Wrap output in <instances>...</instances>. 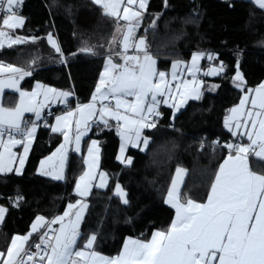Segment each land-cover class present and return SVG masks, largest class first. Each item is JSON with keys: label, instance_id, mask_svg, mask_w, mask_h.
Masks as SVG:
<instances>
[{"label": "trees", "instance_id": "16d2710c", "mask_svg": "<svg viewBox=\"0 0 264 264\" xmlns=\"http://www.w3.org/2000/svg\"><path fill=\"white\" fill-rule=\"evenodd\" d=\"M23 25L11 31L27 39L26 43L0 48V61L26 67L21 87L29 89L36 81L70 89L73 97L67 106L44 113L31 143L23 171L0 173V206L7 209L0 224V248L7 249L14 235H26L37 216L51 220L68 202L77 198L75 185L83 173V155L70 152L63 180L56 181L36 173L41 158L61 142L62 133L50 128L52 118L65 108L88 101L109 55L113 58L121 46L117 40L122 21L103 14L92 0H22L17 11ZM159 17V18H157ZM156 21L155 28L151 27ZM51 33L63 55L47 39ZM146 39L148 51L156 59L158 71L166 72L173 61H187L193 52L212 54L224 70L207 80L214 91L203 90L200 99L189 100L171 117L169 108L160 106L157 127L145 129L150 143L143 151L130 147L133 159L126 166L117 160L119 136L116 126L95 122L83 141L98 140L100 168L109 175L104 189L93 187L87 197L88 208L80 224L78 244L95 234L93 249L106 256L116 255L125 237L148 239L154 231H165L174 211L165 204L173 172L187 171L180 189L181 202H204L216 170L227 155L222 143L239 140L226 127L225 120L244 93L264 80V9L252 0H148L136 29ZM92 48V53L81 51ZM202 60V68L207 65ZM237 71L244 80L238 88ZM17 94L5 91L2 103L15 105ZM28 116H25L27 121ZM216 139L217 146L211 141ZM252 170L264 173V162L251 159ZM119 183L127 193L124 204L113 188ZM22 197L16 204L17 197ZM33 235L31 236V238ZM30 238V239H31Z\"/></svg>", "mask_w": 264, "mask_h": 264}, {"label": "snow or ice", "instance_id": "6c2138e0", "mask_svg": "<svg viewBox=\"0 0 264 264\" xmlns=\"http://www.w3.org/2000/svg\"><path fill=\"white\" fill-rule=\"evenodd\" d=\"M22 0H0V8L6 13L3 24L9 29L21 27L24 18L17 15V8ZM96 5L103 9V14L121 18L127 22L126 30H121L122 39L113 38L112 43L119 44L122 52L116 56L124 61L122 64L114 63L113 56L109 55L104 72L93 94L92 101L85 105H77L74 111H68L63 116L56 117L57 125L52 127L53 132H63L64 143L52 156L41 161V171L44 175L52 176L53 172L46 170V165L54 157L59 158V169L54 178H64V168L68 158L67 145L72 143L69 135L72 118L78 113L79 119L75 121L76 134L74 137L75 150L80 151L81 139L88 128V120L99 112V119L106 126V116L113 117L117 122L123 121L118 129L122 138L121 156L117 159L126 166L133 163L131 157H124L123 153L127 145L140 147L142 151L150 143V138L142 136L144 129L156 128L152 117H159L161 113L158 107L161 103L169 104L172 99V86L166 80V73L157 72L156 59L148 51L145 38L141 37L138 43H129L136 28L142 19V11L134 10L133 7H123V16L120 15L123 0H93ZM261 9H264V0H254ZM138 3L140 10H146L148 0H127V4L135 6ZM159 18V17H157ZM154 20L151 27L155 28ZM5 33L0 31V36ZM11 44H23L31 38H11ZM56 53L63 55L60 45L53 39L51 33L47 37ZM11 46V45H10ZM0 47L3 42L0 41ZM130 47L142 55H128ZM81 51L92 53L90 47ZM213 60L212 54L203 52L193 53L191 66L187 71L195 77L199 71V61L202 58ZM183 61L173 63L171 73L172 80H178L177 67L184 64ZM224 70V65L212 67L205 75H219ZM0 73H10L7 80L0 79V92L5 88H15L19 92L20 101L15 108H4L0 106V173H20L23 169L31 141L36 133L37 124L32 122L31 127L22 126L23 114L34 113L37 119L49 99V93L61 98V102H67L72 95L70 92H57L55 89L47 88L44 91L45 103H38V92L31 93L20 90L19 82L31 72L17 68L11 64L5 66L0 64ZM18 77V78H17ZM234 81L237 87H243L242 74L237 71ZM195 81L184 80L175 84V90L181 97L180 103H173L170 107L179 110L183 103L189 98V85ZM37 85V88H42ZM195 91L194 99H200L199 85L191 89ZM254 95H245L240 104L233 107L231 116L225 120L226 126L231 130L233 127L240 129L251 126L252 131L243 134L248 136L251 142L248 145L227 144L226 147L235 152L220 165L211 184L207 201L198 203L192 199L181 202L180 184L186 172L185 169L177 167L175 179L168 191L167 203L176 209L175 219L165 231H156L150 240L128 238L123 250L114 257H108L96 252L93 245L97 240L95 234L90 235L83 249L77 250V241L81 237L80 224L83 220L86 203L77 201L75 205L69 204L68 209L62 215L47 221L43 216H37L31 225L30 232L24 236H13L6 253L0 252V264H264V174L252 171L248 164V153L254 152L257 157L264 158V83L254 90ZM167 96V98H164ZM129 97L134 99H128ZM115 101V108L110 107V102ZM101 107L97 110V103ZM107 102V103H106ZM123 109V112H121ZM175 114H173V119ZM243 118V119H241ZM83 124V129L81 125ZM68 129V130H65ZM8 133V140H3L4 133ZM13 133L19 134L22 139L17 140ZM233 132V135H236ZM22 144L24 155L17 157L12 152V147ZM98 142L93 140L88 147L89 159L85 161L88 171L79 177L76 184V192L80 197H87L90 193L89 181L92 179L93 171L98 165L99 148ZM259 149V150H257ZM18 159L19 167L13 169V163ZM105 176L101 173V177ZM99 187H105V182ZM115 192L123 198L127 204V193L119 183L115 186ZM22 197H17L16 204ZM72 209H76L74 212ZM7 209L0 206V223L4 221ZM67 218V220H66ZM58 224L57 229L51 225ZM47 229L40 236V242L34 245L36 251H30L28 242L34 233L41 229Z\"/></svg>", "mask_w": 264, "mask_h": 264}, {"label": "crops", "instance_id": "0c3cea01", "mask_svg": "<svg viewBox=\"0 0 264 264\" xmlns=\"http://www.w3.org/2000/svg\"><path fill=\"white\" fill-rule=\"evenodd\" d=\"M92 1H93V0H92ZM252 1L254 2V0H252ZM21 3H22V2H21ZM254 3H255V2H254ZM255 4H256V3H255ZM256 5H257V4H256ZM20 6H21V4H20L18 7H20ZM135 6H136V5H135ZM135 6H130V5L127 4V0H123V3H122V5H121V10H120V15H121V17L123 16V11H122L123 7H133V8H134ZM257 6H259V5H257ZM101 8H102V7H101ZM134 10H135V9H134ZM16 11H17V10H16ZM144 11H145V10H142V17H143V15H144ZM17 15L21 16V15L19 14V12H17ZM5 18H6V17H5ZM114 18H116V17H114ZM117 19H119V20L122 21V24L120 25V28H119V31H120V30H122V28L125 26V21H123V19H121V18H117ZM140 22H141V21H140ZM2 26H3V28H4V29L7 31V33H8V38H7V41H6V46H7V47H12V46H14V45H18V44H11V40L9 39V37H11V38H13V39L16 38V37H20V36H18V35H14V34L11 33V31H13V30H15V29H18V28H20V27H17V28H15V29H9V28H7L3 23H2ZM51 35H52V34H51ZM134 35L136 36V30H135V32H134ZM47 37H48V34H47ZM52 37H53V39L55 40V37H54L53 35H52ZM21 38H22V37H21ZM55 41H56V40H55ZM10 45H11V46H10ZM137 54L142 55V53H137V52H134V51H131L130 54H128V55H137ZM107 58H108V57H106V58L104 59L103 66H102V69H101V71H100V74H99V77H98V80H97V83H96L95 90H94L93 94L96 92L97 85L99 84L100 79H101V74L104 72ZM113 62H114V63H118V64H122V63H124V61H123L122 59H120L119 57H118V58H113ZM175 62H176V61H173V62L171 63V65H170V67H169V70L165 72V73H166V80H167L168 83L172 86V99L169 100V104H163V103H161V104L159 105V107H160V106H164V107L169 108L170 111H171V117H172L173 114L177 111L176 109H174V108H172V107L169 106V105H171V104H173V103H177V98H178V97H176V95H175V93H176V90H175V84L178 82V80H179V83H182V82H183V80H184L185 77H186V71H187V68H188V60H187V61H183V62H185V63L179 65V66L177 67V69H176V71H177V73H178V80H177V81H173V80H172L171 73H172V71H173L172 65H173V63H175ZM0 64H3V65H5V66L9 65L8 63L2 62V61H0ZM219 64H220V63H219ZM13 66H15V67H17V68H22V69H24V70H26V71H29L26 67H23V66H17V65H13ZM156 70H157V72H160V71H158L157 66H156ZM200 74H201V76H204L203 73H202V71H201ZM9 75H11V74H10V73H0V76H4L6 79L9 78ZM25 77H26V76H25ZM25 77H24V78H25ZM207 77H208V76H207ZM213 77H215V76H213ZM213 77H209V78H213ZM17 78H18V77H17ZM21 82H22V80H20V82H19V88H20V90H22V91H23V90H24V91H31V90L34 89V88L38 89V88H37V85H38V84L43 86L42 88H39V89H40L39 91H40L42 94L39 95V98H38L39 100H37L38 103H45V101H44V97H43V100L41 101V96L44 94V91H45L47 88L55 89L57 92H61V91H63V92H70V93H72V91H71L70 89H59V88H55V87H52V86H49V85L43 84V83L38 82V81L34 82V83L32 84V86H31L29 89H26V88H22V87H21ZM261 83H264V80H263ZM261 83H260V84H261ZM211 84H213V85H211ZM260 84H259V85H260ZM259 85H258V86H259ZM206 86H208L209 89H214V88L216 87V84L213 83L212 81L207 80V79L205 78V79L203 80V82H202V89L204 90V87H206ZM258 86H257V87H258ZM257 87H255V88H257ZM255 88H254V89H255ZM254 89H253V90H254ZM14 90H16V89H15V88H7V89H4L2 93H0V106H2V107H4V108H9V109H11V108H15V106H16L17 103H15V105H13L12 107L5 106V105H3V103H2V99H3V94H4V92H5V91H8V92H14ZM210 91H213V90H210ZM15 93L17 94V99H18V97H19V93H18V91L15 92ZM93 94H92L91 98H90L88 101L83 102V103H80L79 105H85V104L90 103V102L92 101ZM246 94L249 95V96H251V95H254V92H247V93H244L243 96H242V98H243ZM72 97H73V93H72V95H70V96L67 98V102H61V98H59V97H55V96H53V94L49 93V99H48V101L45 103V106H44V108H43L42 111H41V116H40V118L37 119V117L35 116V114L24 113V114H23L24 117L22 118V121L24 122V120H25V116H28L29 121H30L31 123H32V122H35V123L37 124V127H38V125H39V123H40V120L43 118L44 113L48 110L49 107H50V108H53V107H57V106H59V107H61V106H67V105H68V101H69V99L72 98ZM164 98H167V96H165ZM242 98H241V99H242ZM128 99H134V98L129 97ZM240 101H241V100H240ZM106 103H107V102H106ZM239 104H240V102H239L236 106H238ZM77 105H78V104H76L74 107H71V108H65V109H63L62 111H60L59 113H57V115L53 116L52 121H51V124H50V128H51V130H52V127H55V126L57 125L56 117H58V116H63V115H64L66 112H68V111H74V112H75V110L77 109ZM183 105H184V104H183ZM183 105H182L179 109H181V108L183 107ZM109 106L115 108V101L112 100L111 103L109 104ZM236 106H234V107H236ZM100 107H101V104L98 102V103H97V110H98ZM159 107H158V110H159ZM121 112H123V109H121ZM229 116H231V112L229 113ZM229 116H228V117H229ZM77 119H79V114H78V113L72 118V124H71V126H70V130H69V135L72 137V143H70L69 145H67V148H68V155H69L70 152H73V153H75V154H82V155H83L84 170H83V173L81 174V175H83L84 172H86V171L89 170L87 164L85 163V161L89 159V155H88V147L91 145V142H92L93 140H95V141H97V142H98V140H96V139H94V138H91L90 140H88V142H87V144H86V146H85L84 149H83V141H84V139L89 135L90 130H91V126L93 125V123H95V122L102 123V124H104V123L100 121V119H99V112L97 111L96 114H94V115L91 117V119L88 120V128L85 129V135H84V136L82 137V139H81L80 151L77 152V151L75 150V141H74V137H75V134H76L75 121H76ZM105 119L108 120V124H109V123H112L113 125L116 126L117 134H118V136H119V146H118V150H117V155H116V156H117V157H118V156H121V151H120V149H121V145H122L123 141H122V138H121V135H120V131H119L118 129L123 125V121L117 122V121H116L113 117H111V116H106ZM241 119H243V118H241ZM232 124H233V127H232L231 130L229 129L228 126H226V127L232 132V134H233V132H236V133H237L235 136H238L239 138H241L240 144H243V145H248V144H250L251 142L249 141L248 136H247V135H244L243 133L246 132V131H252L251 126L249 125L247 128H245V127H241L240 129H236V128L234 127V124H235L234 121L232 122ZM81 127H82V129H83V124L81 125ZM65 130H68V129H65ZM144 130H145V129H144ZM144 130L142 131V136H146V135L144 134ZM57 133H62L61 142H60V143H59V144L53 149V151H51L48 155H46L45 157H43V158L40 159V161H39V163H38V165H37V168H36V173L39 174V175H41V176H44V177H47V178H50V179H53V180H56V181H61V180H63V179H59V180H58V179H55V178H54V175H55L56 171H58V169H59V158H58V157H54L53 160H52L51 162H49V163L46 165V170H48V171H52V172H53V175H52V176L44 175L43 172L41 171V161H45L48 157L52 156V154L56 152V150L60 147V145L64 143V135H63V132H57ZM34 136H35V135H34ZM146 137H147V136H146ZM20 139H21V138H17V140H20ZM33 139H34V137H33ZM33 139H32V141H33ZM32 141H31V143H32ZM97 146H98V148H99V161H100V146H99V142H98ZM30 147H31V146H30ZM130 147H133V146H132L131 144L127 145V147H126V149H125V152L123 153V156H124V157H128V156H127V149L130 148ZM133 148H139V149H142V148H143V144H141L140 147H133ZM14 150L18 153V157L24 155V147H23L22 144H17V145H15ZM29 150H30V148H29ZM257 150H259V149H257ZM28 153H29V151H28ZM28 153H27V155H28ZM231 154H232V155H235V152H233V153H231ZM228 156H229V154H227V155L224 157V159L221 161V163L219 164V166H218V168H217V170H216V173L218 172L220 165L224 162V160H225ZM26 158H27V157H26ZM251 159H256V160H259V161L264 162V158L257 157V156L254 154V152L250 151V152L248 153V164H249V167H250V160H251ZM67 160H68V158H67ZM117 160H118V159H117ZM25 161H26V159H25ZM99 161H98V165L96 166V168H95L94 171H93L92 179L90 180L92 187H95V186H98V187H99V185L102 183V180L105 182V186H107V184H108V182H109V175H108V173H107L106 171H104L103 169L100 168ZM118 161H119L120 163H122L121 160H118ZM122 164H125V163H122ZM24 165H25V163H24ZM125 165H126V164H125ZM17 167H19V161H18V159L16 160V163L14 164V168H13V169H15V168H17ZM66 167H67V161H66L65 168H64V174H63L64 176H65V172H66ZM23 168H24V166H23ZM180 168H182V167H180ZM176 169H177V168H176ZM176 169H175V171L173 172V175H172V178H171V181H170V184H169V188H168L167 193H166L165 198H164L165 204H166L167 206H169L170 208H172L173 211H174V215H173L172 221L175 219V216H176V209L173 207V205L167 203V199H168V191L170 190V188H171V186H172V181H173V179H175V176H176ZM183 169H184V168H183ZM250 169H251V167H250ZM251 170H252V169H251ZM22 171H23V169H22ZM22 171H21V172H22ZM252 171H254V172L258 173V174H264V173L261 172V171H257V170H252ZM12 172L16 173L15 170H13ZM21 172H20V173H21ZM7 173H8V172H7ZM101 173H104V174H105V176H104L103 178L101 177ZM216 173H215V175H216ZM16 174H19V173H16ZM186 174H187V171L185 172V174H184V176H183V180H182V182H181V184H180V186H179L180 189H181L182 184H183V182H184V180H185ZM81 175H80V176H81ZM80 176H79V177H80ZM214 179H215V176H214V178H213L212 183L214 182ZM78 181H79V178L77 179V182H78ZM77 182H76V184H77ZM98 183H99V184H98ZM212 183H211V184H212ZM115 186H116V184L114 185V187H115ZM75 189H76V185H75ZM113 189H114V188H113ZM210 189H211V185H210V188H209V191H208V195H209V193H210ZM75 192H76V190H75ZM76 193H77V192H76ZM77 194H78V193H77ZM208 195H207V197H208ZM206 201H207V198H206V200H205L204 202H206ZM204 202H198V203H204ZM47 221H50V220H47ZM172 221H171V223H172ZM171 223H170V225H171ZM170 225H169V226H170ZM53 226H54V225H53ZM166 230H167V229H166ZM29 232H30V231H29ZM154 232H156V231H154ZM154 232H153V233H154ZM153 233H152V234H153ZM35 234H36V233L33 234V237L35 236ZM152 234H151V236H150L148 239H146V240H150L151 237H152ZM33 237H32V238H33ZM128 238L137 239V238H134V237H125V239L123 240V243H122V245H121V248H120L119 252H118L116 255H118V254L123 250V246H124V244H125V242H126V240H127ZM84 245H85V243H82V244L80 243V244H78V241H77V249H79V250H80V249H83V248H84ZM96 252H97V251H96ZM100 254H101V253H100ZM102 255H104V254H102ZM116 255H114V256H116ZM104 256H106V255H104ZM114 256H108V257H114Z\"/></svg>", "mask_w": 264, "mask_h": 264}, {"label": "rangeland", "instance_id": "374dc122", "mask_svg": "<svg viewBox=\"0 0 264 264\" xmlns=\"http://www.w3.org/2000/svg\"><path fill=\"white\" fill-rule=\"evenodd\" d=\"M133 9H135V10H137V11H142V10H140L139 9V7H138V3H137V5L133 8ZM126 28H127V22H125V26L122 28V30H126ZM137 29V28H136ZM118 38H119V40L120 39H122V35H121V30L118 32ZM142 36H135L134 34H133V36H132V38H130V41H129V43L131 44V45H134V44H136V43H138V41H139V39L141 38ZM144 38V37H143ZM131 51H134V52H137L135 49H134V47H130L129 48V50H128V54H130V52ZM120 52H122V47H121V51ZM138 53V52H137ZM193 53H196V52H193ZM193 53L191 54V56H190V58L188 59V67H190L191 66V57H192V55H193ZM209 54V53H208ZM203 59H206L207 61H208V63H207V65H206V67L204 66L203 68L201 67L202 66V60ZM221 64H217V63H215L214 62V59L213 60H208L206 57L205 58H202L200 61H199V65H198V67H199V71L196 73V75H195V77H193L188 71H186V77H185V79L184 80H188V81H195V83H193V84H191V85H189V88H190V91H189V98L187 99V102L189 101V100H191V99H194L193 97L196 95V92L195 91H191V89H194V88H196V86L197 85H199V93H200V95L202 94V92H203V89H202V82H203V80L205 79V77H213V76H218V75H205V73L206 72H208V70L210 69V68H212V67H219ZM201 71H202V73H203V75L204 76H201ZM0 79H3V80H7L4 76H0ZM183 80V81H184ZM177 83H179V80H178V82ZM211 85H213V84H211ZM5 89H7V88H5ZM213 90L214 91V89H216V87L214 88V89H209V87L208 86H206V87H204V90ZM40 89H36V88H34V89H32L31 91H25V92H29V93H31V92H33V91H37L39 94H38V96H37V100H39L38 98H39V95H41L42 93L39 91ZM24 91V90H23ZM14 92H17V90H14ZM0 93H2V92H0ZM19 93V92H18ZM175 95H176V97H178L177 98V103H180L181 102V97H180V95L176 92L175 93ZM43 97H44V94L41 96V101L43 100ZM19 101H20V96L18 97V99L16 98V102L15 103H19ZM186 102V103H187ZM186 103H183L184 105L186 104ZM16 104V105H17ZM182 104V105H183ZM183 105V106H184ZM16 107V106H15ZM52 108H48V110L46 111V112H50V110H51ZM178 111V110H177ZM176 111V112H177ZM45 112V113H46ZM175 112V113H176ZM26 113H30V114H34V113H31V112H26ZM174 113V114H175ZM55 115H57V114H55ZM54 115V116H55ZM36 116V115H35ZM24 117V116H23ZM22 117V118H23ZM16 139L18 138V137H15ZM3 140L4 141H7L8 140V136H3ZM15 147V146H14ZM14 147H12V152L13 153H15L16 154V156L18 157V153L14 150ZM139 149V148H138ZM0 151H3V147L2 146H0ZM16 163V161L13 163V165H12V167L14 168V164ZM89 184H90V193H91V190H92V185H91V182L89 181ZM99 184V183H98ZM117 184V183H116ZM96 188H99V189H104L105 187H98V186H95ZM89 193V194H90ZM113 193L115 194V195H117L116 194V192H115V187H114V189H113ZM89 196V195H88ZM87 196V197H88ZM118 196V195H117ZM87 197H80L78 194H77V198L75 199V200H73V201H71V202H68L67 204H66V206H65V208L63 209V211L61 212V213H59V214H57V215H55L53 218H55L56 216H59V215H62L66 210H69L68 209V205L69 204H73V205H75L76 204V202L79 200V201H81L82 203H86L87 205H88V201H87ZM119 198L121 199V201L123 202V198L122 197H120L119 196ZM76 209H72L71 211H75ZM86 212H87V209L85 210V213H84V216H85V214H86ZM40 216V215H39ZM52 218V219H53ZM51 219V220H52ZM36 220V218L33 220V222ZM50 220V221H51ZM66 220H67V218H66ZM33 222L31 223V225L33 224ZM1 224V223H0ZM54 225V227H55V229H57L58 227H59V225L58 224H53ZM30 229H31V226H30ZM14 236H16V235H14ZM19 236H24V235H19ZM12 240V239H11ZM11 243V242H10ZM86 243V242H85ZM77 250H79V249H77Z\"/></svg>", "mask_w": 264, "mask_h": 264}, {"label": "built area", "instance_id": "2783aa9c", "mask_svg": "<svg viewBox=\"0 0 264 264\" xmlns=\"http://www.w3.org/2000/svg\"><path fill=\"white\" fill-rule=\"evenodd\" d=\"M19 10H20V7L17 8V11H19ZM5 17H6V13L4 12L3 8H0V31H2V32L5 33L4 36H0V41L3 42V46L6 44V41H7V38H8V33H7V31H6V30L3 28V26H2L3 19H4ZM0 48H1V47H0ZM110 103H111V102H110ZM46 114H47V115H50V112H47ZM160 117H161V116H159V117H152L151 119H152V120L156 123V125H157V123H158L159 120H160ZM31 124H32V123H31L29 120H27V121H24V122H23L22 126L31 127ZM13 135H14L15 137H18V138H21V139H22V137H21L19 134H17V133H13ZM3 136H8V133L5 132ZM210 144H211L212 147H215V146H217L218 143H217V140L214 139V140L211 141ZM227 144L238 145V144H240V141H239V140H232V141H229V142L226 141V142H223V143H222V149L225 150L226 154H231V153H233L234 151L228 149V148L226 147ZM51 227H52L53 229H55V227H54L53 225H51ZM44 231H47V229H46V228H45V229H41L40 232L36 233L35 236L29 240L27 246H28V248H29L30 251H33V252L36 251L34 245H35L36 243H39V242H40V236L43 235V232H44ZM6 250H7V249L4 250V249H1V248H0V252H5V253H6Z\"/></svg>", "mask_w": 264, "mask_h": 264}]
</instances>
